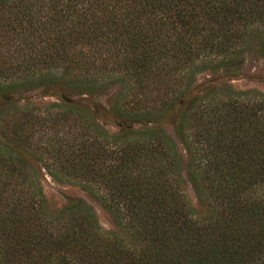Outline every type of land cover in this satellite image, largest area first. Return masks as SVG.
I'll list each match as a JSON object with an SVG mask.
<instances>
[{
  "label": "trees",
  "instance_id": "1",
  "mask_svg": "<svg viewBox=\"0 0 264 264\" xmlns=\"http://www.w3.org/2000/svg\"><path fill=\"white\" fill-rule=\"evenodd\" d=\"M249 53L264 0H0V264H264V94L195 86Z\"/></svg>",
  "mask_w": 264,
  "mask_h": 264
},
{
  "label": "rangeland",
  "instance_id": "2",
  "mask_svg": "<svg viewBox=\"0 0 264 264\" xmlns=\"http://www.w3.org/2000/svg\"><path fill=\"white\" fill-rule=\"evenodd\" d=\"M213 78L218 80L216 81V84H227L235 90L251 89L257 90L264 94V58L256 54L249 53L244 57L243 62L232 70L230 69L223 71L215 77H210L208 74H202L198 76L195 86L200 87L208 80ZM115 92L116 89L113 88L97 95L82 96L76 99L81 103L82 106L90 107L94 104L95 106L102 108V110L107 111L109 108V103L112 102ZM37 94L38 92L28 95H30L33 100H43L42 102H47L50 100L48 97H41V95L38 96L39 94ZM100 123L105 126V122H103V120L100 121ZM106 128L112 133L117 131L116 128L108 123ZM165 129L167 133L173 137L176 142H178L172 126L165 125ZM179 150L182 152L180 146ZM181 155L182 158H184L183 154ZM41 183L44 195L50 207L61 208L71 201H83L94 212L102 230L118 231V228L109 213L106 212L87 191L82 190L76 185L58 183L45 172L42 175ZM187 191L192 203L197 206V201L191 188H187Z\"/></svg>",
  "mask_w": 264,
  "mask_h": 264
}]
</instances>
